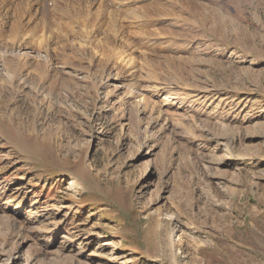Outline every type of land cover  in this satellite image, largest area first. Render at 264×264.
Segmentation results:
<instances>
[{
  "label": "rangeland",
  "instance_id": "obj_1",
  "mask_svg": "<svg viewBox=\"0 0 264 264\" xmlns=\"http://www.w3.org/2000/svg\"><path fill=\"white\" fill-rule=\"evenodd\" d=\"M202 1L206 26L154 44L177 55L156 72L161 90L58 62L75 88L42 91L39 112L30 88L0 95V115H15L0 133V264H264V0ZM133 94L170 120L150 140L135 134Z\"/></svg>",
  "mask_w": 264,
  "mask_h": 264
},
{
  "label": "bare ground",
  "instance_id": "obj_2",
  "mask_svg": "<svg viewBox=\"0 0 264 264\" xmlns=\"http://www.w3.org/2000/svg\"><path fill=\"white\" fill-rule=\"evenodd\" d=\"M210 13L209 7L202 0H0V66L4 68L2 72L0 67V78L8 76L18 81V78L26 75L31 79L28 87L23 81L16 82L14 89L9 79L8 83L4 80V85L0 84V95L30 88L26 96L31 99L34 110L39 112L41 101L38 97L42 91H49L50 95L60 87L65 90L75 88L68 84L72 72L65 71L60 65L58 67L56 65L58 62H63L62 65L65 67L86 69L91 74L92 72L103 74L104 69L108 67L111 70L115 69L120 78H127L128 88L127 83L124 82L127 91L141 89L143 82H140V77L145 74L143 75L145 79L148 78L147 76L150 77L149 87L161 90L166 82L158 77L159 73L157 75L156 72H162L166 68L165 64L173 67V70L178 69L175 66L177 64L174 63L177 55L156 53L157 45H154L156 40L167 39L171 44L172 39L175 38L173 30L178 27L186 30L188 24L196 22L206 26ZM164 20L171 23L169 22L167 26ZM219 22L220 25H215L213 29L225 31V21ZM150 26H154L152 30ZM186 36L188 35L184 34V37ZM144 42L147 43L148 50H143L144 47L141 50L138 47ZM22 48H27L29 52H19L18 50ZM41 51L45 56L38 54ZM120 61L121 63H118ZM140 63L144 67H141ZM80 89L81 86L77 85L74 93L78 94ZM134 95L129 106L130 117L134 119L137 128L135 134L137 137H143L144 141L148 137L150 140L151 134L148 129L161 124L165 125V130L170 120L162 105L153 104L145 96H141L142 94ZM7 114L15 116L14 109L12 114L3 112L0 115V133L9 135V128L3 121ZM147 115L149 117H146V130H142L141 126ZM13 116L10 117L16 118ZM47 135L57 137L58 133L50 131ZM256 138L258 137H251V140ZM143 146L142 144L141 147ZM10 219L8 221L12 235L23 237L27 230L22 233L18 229L17 222ZM20 249L21 247L17 246L14 251L18 253ZM14 259V253H10L8 264L14 262Z\"/></svg>",
  "mask_w": 264,
  "mask_h": 264
}]
</instances>
